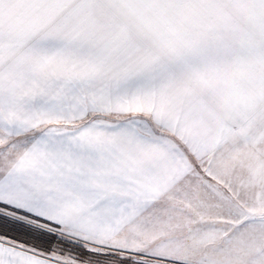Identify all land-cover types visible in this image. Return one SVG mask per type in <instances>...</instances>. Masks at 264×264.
<instances>
[{
    "label": "snow or ice",
    "instance_id": "obj_1",
    "mask_svg": "<svg viewBox=\"0 0 264 264\" xmlns=\"http://www.w3.org/2000/svg\"><path fill=\"white\" fill-rule=\"evenodd\" d=\"M0 264H264V0H0Z\"/></svg>",
    "mask_w": 264,
    "mask_h": 264
}]
</instances>
